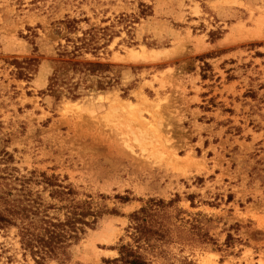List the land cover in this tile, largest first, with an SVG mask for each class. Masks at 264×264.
Segmentation results:
<instances>
[{"label": "rangeland", "instance_id": "1", "mask_svg": "<svg viewBox=\"0 0 264 264\" xmlns=\"http://www.w3.org/2000/svg\"><path fill=\"white\" fill-rule=\"evenodd\" d=\"M100 29L98 50L76 61L126 67L119 85L76 101L44 94L67 40ZM33 171L119 213L71 264L117 258L134 245L129 215L176 196L186 228L215 244L158 247L152 264H264V0H0V176ZM227 234L244 245L224 249ZM0 264H35L14 229L0 232Z\"/></svg>", "mask_w": 264, "mask_h": 264}, {"label": "trees", "instance_id": "2", "mask_svg": "<svg viewBox=\"0 0 264 264\" xmlns=\"http://www.w3.org/2000/svg\"><path fill=\"white\" fill-rule=\"evenodd\" d=\"M141 15L150 16L151 13L143 11ZM105 32L106 29H100L89 35V39L78 38L79 45L67 40L72 43V51L64 50L56 60L51 61L44 94L55 101L62 98L76 101L89 92H105L119 85L118 76L126 67L76 61L80 50H98V44L94 43L99 36L104 38ZM31 62H20V79L27 78L24 69ZM66 180L35 171L19 177L8 174L0 176V232L14 229L23 256H29L35 264H71L74 247L88 231H94L103 216L119 215L116 209H109L96 202L91 195L79 192L71 184H65ZM98 197L106 199L102 195ZM116 199L121 204L131 201L128 196H116ZM178 202V196L168 202L153 198L145 201L138 211L128 217L134 245L120 244L115 248L118 257L104 260V263L152 264L146 254L155 253L158 247L191 243L199 238H202L203 244L212 241L214 245L211 238L202 235L200 228L194 225L190 229L186 228L187 223L180 217L183 212L175 206ZM233 245L241 247L244 243L227 234L223 248L228 249ZM214 249L221 251L219 246Z\"/></svg>", "mask_w": 264, "mask_h": 264}, {"label": "bare ground", "instance_id": "3", "mask_svg": "<svg viewBox=\"0 0 264 264\" xmlns=\"http://www.w3.org/2000/svg\"><path fill=\"white\" fill-rule=\"evenodd\" d=\"M151 53V52H150ZM151 55H153V54H151ZM137 56V55H136ZM146 56V55H145ZM130 57V56H129ZM142 57V56H141ZM151 57V56H150ZM160 57V56H159ZM128 59H130V58H128ZM136 59V58H135ZM142 59V58H141ZM154 59H156V56H154ZM131 60H132V58H131ZM137 60H140V59H137Z\"/></svg>", "mask_w": 264, "mask_h": 264}]
</instances>
